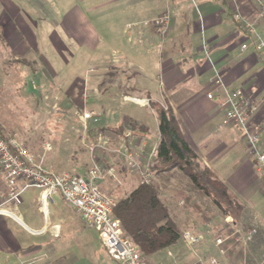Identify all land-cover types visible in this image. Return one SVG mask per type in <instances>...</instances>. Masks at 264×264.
<instances>
[{
    "label": "crops",
    "instance_id": "crops-1",
    "mask_svg": "<svg viewBox=\"0 0 264 264\" xmlns=\"http://www.w3.org/2000/svg\"><path fill=\"white\" fill-rule=\"evenodd\" d=\"M163 14L170 16L165 37L155 22ZM242 19L264 33V0H0V53L10 60L38 63L32 73L43 79L44 86L59 90L67 85L64 109L100 111L103 117L93 129L112 132V149L117 152L109 158L118 160L127 172L122 148L130 143L145 161L159 140V121L151 103L170 106L198 162L226 183L264 229V178L242 131L222 124L226 97L242 89L256 108L249 124L264 150V59L254 50L255 35ZM243 44L248 48L242 49ZM59 62L73 65L74 71L64 73ZM94 64L97 73L82 78L83 69L90 74ZM57 78L68 81L60 85ZM115 86L120 88L117 93ZM91 92L95 98L90 100ZM118 95L121 103H113ZM127 102L148 108L155 121L148 123L141 110L126 111ZM130 120L148 131H131ZM57 154L51 152L45 160L48 170L75 169ZM131 175L137 177L136 188L139 175ZM24 183L17 180L20 187ZM8 190L0 169V201ZM40 196L39 188L28 187L8 205L14 216L0 215V254L8 256L5 264H43L49 254L55 258L52 263L68 264L56 258L57 240L68 223L67 207L81 217L59 192L47 208ZM27 234L38 235L40 242H28ZM102 248L103 262L108 264Z\"/></svg>",
    "mask_w": 264,
    "mask_h": 264
},
{
    "label": "rangeland",
    "instance_id": "rangeland-1",
    "mask_svg": "<svg viewBox=\"0 0 264 264\" xmlns=\"http://www.w3.org/2000/svg\"><path fill=\"white\" fill-rule=\"evenodd\" d=\"M68 56L67 54L66 57ZM34 64V62L22 58L10 60L0 53V126L3 128V132L6 131L7 137L15 138L34 153L46 168L48 163L45 160L51 155V152L55 153V151H58L57 155L64 164L66 162L75 167L74 170L56 172L86 175L92 166H101L103 174L98 180V184L102 192L111 196L117 203L120 198L125 197L133 190L137 177L134 178V175H131L136 172L131 169L129 161L125 157L123 159L127 162L128 172L125 167L120 168L117 165L118 160L113 162V159L109 158V156L114 157L113 153L117 152L112 149L111 138L114 139L112 132L108 130L98 132V129H93L94 126L100 124L103 114L101 113L98 121L82 120L84 112L91 110L82 111L79 109L80 107L64 109L62 103L67 100L68 86L63 85L59 90L49 85L44 86L43 79H39L36 74L32 73L38 70V63L36 66ZM58 65L59 70H64V73H71V69L74 71L73 65L66 67L62 62H59ZM92 68L93 71L87 75L88 69H83L82 78L88 79V76L97 73L95 64L92 65ZM78 70L80 73L82 67H79ZM114 73L115 69L113 68L112 74L114 75ZM55 81L62 85L68 80L57 78ZM117 89L120 88L113 87V92L117 93ZM56 97L58 99H55ZM94 98L91 92L90 100ZM57 100L58 107L54 106V102ZM113 103H121L120 95L114 99ZM85 105L87 106V104ZM123 107L128 112L131 110L143 111L145 119L150 124L155 121L148 108L139 109L140 106L131 102H127ZM88 108L91 106L88 105ZM93 111L100 113L97 110ZM101 138L102 141H100ZM99 142L103 143L102 147L96 146L93 150L90 149ZM47 145H50V148H46ZM124 149L134 150L130 143L122 148V150ZM137 157V160L142 164L146 161H142L138 153ZM112 167L113 171L109 172V168ZM77 169L79 170L77 171ZM58 170H63V168ZM138 175L139 182H141V176ZM152 181L159 185L160 197L167 205L181 234L189 230L201 235L202 240L198 245L191 247L181 238L176 245L164 251L152 256L143 255L147 264H197V259L200 257L207 258L211 255L217 257L223 264H263L259 253L255 254L251 250L254 235L257 234V229L262 227L255 220L250 209L248 211L251 214L252 226L256 227L254 229L244 228L243 222L236 224L231 215L223 216L212 200L202 195L178 170L162 178L154 175ZM59 202L63 201L59 200ZM67 217L68 223L67 225L64 223L63 236L57 240L59 243V255L56 256L59 259L57 261L68 264H104L106 254L96 230L78 218L70 207H67ZM254 230L256 232H253L249 238L248 233ZM216 237H222L223 243L229 238L232 239L225 251H220L222 244H215ZM25 238L30 243L38 244L40 242L38 235L27 234ZM46 238L50 240V234ZM11 257L14 259L13 255ZM54 259V256L49 254L42 260V263L54 264L52 263ZM261 259H264L263 252ZM7 261L8 256L4 257L3 254H0V264H5Z\"/></svg>",
    "mask_w": 264,
    "mask_h": 264
},
{
    "label": "built area",
    "instance_id": "built-area-1",
    "mask_svg": "<svg viewBox=\"0 0 264 264\" xmlns=\"http://www.w3.org/2000/svg\"><path fill=\"white\" fill-rule=\"evenodd\" d=\"M158 32L162 37L168 32L170 16L163 14L156 20ZM246 29L254 34V50L264 59V34L256 31L253 23L243 20ZM248 48L247 44L242 45V49ZM208 98H213L209 93ZM148 102V101H147ZM225 115L222 120L224 126L238 127L247 140L250 154L256 161L257 170L264 178V150L259 147V134L252 130L250 121L256 108L240 88L234 89L226 97ZM101 113L85 111L82 120H100ZM131 133L127 136L130 137ZM102 141V138L100 139ZM103 146L99 142L92 148ZM46 148H50L47 145ZM124 157L129 161L131 169L140 174L141 183H151L154 178L152 166L154 158L157 156V144L153 146L148 158L142 164L137 160V153L124 149ZM0 169L5 181L9 184L7 197L0 201V215L13 217L14 214L8 208L9 204L16 203L21 193L28 187H36L41 190L40 200L44 208L54 201L56 193H60L65 201L76 211L77 215L91 228L98 232L101 243L109 257L108 264H147L138 246L124 233L122 221L114 214L116 202L114 199L102 192L98 180L103 174L102 167L94 165L86 175L74 174L71 172H56L48 170L36 155L25 146L20 144L15 138H6L3 128L0 126ZM113 167L109 168V172ZM25 181L23 186L17 185V180ZM256 230L248 233L250 235ZM182 239L189 245H198L202 236L189 230L182 233ZM223 243L222 237L215 238V244ZM197 264H223L217 257H200Z\"/></svg>",
    "mask_w": 264,
    "mask_h": 264
},
{
    "label": "trees",
    "instance_id": "trees-1",
    "mask_svg": "<svg viewBox=\"0 0 264 264\" xmlns=\"http://www.w3.org/2000/svg\"><path fill=\"white\" fill-rule=\"evenodd\" d=\"M152 108L159 121L158 154L154 158L152 171L157 177L180 171L202 195L209 197L223 216L231 215L236 224L244 223V228L254 229L247 206L234 194L224 181L209 167L198 162V156L182 136L173 109L152 102ZM131 131H148L136 121H129ZM121 132L122 129H113ZM5 136V135H4ZM6 137V136H5ZM114 214L122 221L126 235L138 246L145 256H152L176 245L182 238L180 228L171 217L169 209L160 197L159 185L155 182L139 183L125 197L120 198ZM229 238L220 245V251L228 248ZM252 252L264 253V229L258 228L251 243Z\"/></svg>",
    "mask_w": 264,
    "mask_h": 264
}]
</instances>
